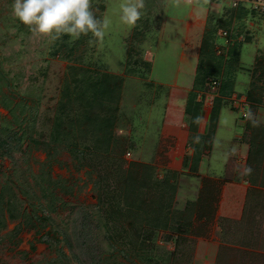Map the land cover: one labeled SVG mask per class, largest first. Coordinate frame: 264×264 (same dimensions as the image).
I'll use <instances>...</instances> for the list:
<instances>
[{
    "label": "rangeland",
    "instance_id": "1",
    "mask_svg": "<svg viewBox=\"0 0 264 264\" xmlns=\"http://www.w3.org/2000/svg\"><path fill=\"white\" fill-rule=\"evenodd\" d=\"M242 1L142 0L128 25L121 5L141 0H90L110 23L74 38L34 33L0 0V264H206L215 242L209 264H264V234L250 235L262 248L213 239L218 195L200 171L223 108L231 123L264 107V18ZM200 5L199 61H183ZM177 123L182 160L166 154Z\"/></svg>",
    "mask_w": 264,
    "mask_h": 264
},
{
    "label": "crops",
    "instance_id": "2",
    "mask_svg": "<svg viewBox=\"0 0 264 264\" xmlns=\"http://www.w3.org/2000/svg\"><path fill=\"white\" fill-rule=\"evenodd\" d=\"M200 8L202 9L200 10ZM200 8L196 6L195 9L192 8L194 13H189L190 22L188 21L185 26L186 37L184 38L185 43L182 44V47L187 49V51L181 53L183 61H188V58H194L197 63L199 61L204 33L202 21L198 19V15L203 12L204 8L201 5ZM181 88L186 91L189 90L188 88ZM226 110V108H223L218 119L213 142V153L215 152L212 155L213 166L207 167L206 156L202 162V169H200L201 175L204 171L202 176L205 179L207 178L208 181L203 180L207 184L209 183L208 185L211 187L207 189L210 192L212 191L214 196L218 195L217 209L219 212L218 217L214 220L216 227L213 239L217 235L220 238L223 237L224 232L229 229L230 234L228 237L231 246L233 244L242 245L243 240L246 239V242L251 240V244H249L251 247L262 248V244H252L253 238L250 235L251 233H254V235L264 234V231H262V228H264V107H258L252 112L250 111L247 120L238 119L235 116L231 123L225 121L224 114L227 113ZM231 112L235 111L231 109ZM211 117L210 112L203 113L201 131H204V133L208 131ZM180 118L183 120L184 116ZM225 124H229V126ZM226 127L231 132L229 136L223 134V129ZM169 128L165 126L167 133L165 134V144L167 147H171V151H167L166 154L172 160H182L183 155H186L188 150L189 131L183 129L184 125L178 123L173 125L172 134ZM207 173L210 175H207ZM227 175H230L228 181L225 180ZM225 223H229V225L227 224L228 227L224 225ZM263 237L264 235L260 236V238ZM220 247L221 245L215 242L214 247L210 250L214 252L209 254V260H204L206 264L215 262ZM206 250L199 249V251Z\"/></svg>",
    "mask_w": 264,
    "mask_h": 264
},
{
    "label": "clouds",
    "instance_id": "3",
    "mask_svg": "<svg viewBox=\"0 0 264 264\" xmlns=\"http://www.w3.org/2000/svg\"><path fill=\"white\" fill-rule=\"evenodd\" d=\"M140 3H124L121 5L123 14L120 17L128 25H134L141 13ZM14 15L25 25L30 26L34 33L67 34L79 38L82 34L91 32L96 37H102L103 28L110 21L105 17L101 22L94 15L90 0H13Z\"/></svg>",
    "mask_w": 264,
    "mask_h": 264
},
{
    "label": "built area",
    "instance_id": "4",
    "mask_svg": "<svg viewBox=\"0 0 264 264\" xmlns=\"http://www.w3.org/2000/svg\"><path fill=\"white\" fill-rule=\"evenodd\" d=\"M231 4V7L234 9H237L240 7V4L243 2L242 0H228ZM247 2L250 4V7L256 11L259 15H261L264 18V0H247ZM222 35L224 37L228 36L227 32H223ZM214 86H218L219 83L215 81ZM245 102L242 100L237 102V108L242 112V117H247V108Z\"/></svg>",
    "mask_w": 264,
    "mask_h": 264
}]
</instances>
